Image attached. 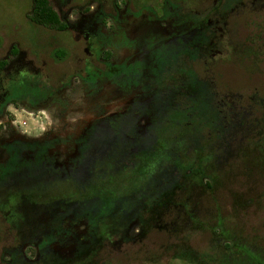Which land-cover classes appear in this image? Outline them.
I'll return each mask as SVG.
<instances>
[{"label": "trees", "instance_id": "trees-1", "mask_svg": "<svg viewBox=\"0 0 264 264\" xmlns=\"http://www.w3.org/2000/svg\"><path fill=\"white\" fill-rule=\"evenodd\" d=\"M226 1L232 4L234 0ZM28 17L40 26L56 30L67 28L50 0H32ZM56 55L62 59L66 51L57 49ZM186 60V53L178 56L175 96H171L170 76L173 74L169 68L163 69L168 81L163 79L159 84L161 98L156 96L153 111H147L150 123L140 137L143 143L125 135L131 111L115 119L107 118L104 123H110V128L85 143L86 149L94 151L87 154L90 161H84L78 175L73 173L64 178L58 174L48 179L45 187L35 188L32 196L42 198L47 206L73 205V210H66L88 215L86 217L93 221V256L105 244L104 235L113 228L110 206L115 205L125 207V213L118 212L119 217L125 214V230L133 220L141 223L142 239L156 228L177 232L179 238L180 231H187L176 245V257L193 259L196 263L207 261L187 242L192 233H202L208 226L213 251L209 264H264V246L250 244L240 231L233 230L230 217L222 214L214 196L226 159L239 148L240 133L244 136L249 133L251 122L247 111L254 109L251 105H239V94L223 93L215 81L201 78ZM5 65L6 60H1L0 67ZM111 71L116 72V69L112 67ZM102 73L107 74L106 67ZM119 75L115 73L113 77ZM86 76L90 78L92 73ZM47 93L36 78L26 76L23 82H12L8 98L0 106V114L8 102L17 103L14 96L37 101ZM260 104L264 107L263 98ZM210 197L215 202L210 201ZM209 204L214 206L210 208ZM16 231L23 234L19 227ZM79 246L80 253L87 251V243L80 242ZM47 251V245L43 246L42 252ZM14 252L15 264H23L20 248ZM50 259L47 257L48 261Z\"/></svg>", "mask_w": 264, "mask_h": 264}, {"label": "flooded vegetation", "instance_id": "flooded-vegetation-1", "mask_svg": "<svg viewBox=\"0 0 264 264\" xmlns=\"http://www.w3.org/2000/svg\"><path fill=\"white\" fill-rule=\"evenodd\" d=\"M91 1L98 3L95 11L90 5ZM204 1L206 3L204 6L187 7L182 3L183 0H163L159 1L158 6L152 2L135 5L132 0H86L82 4L76 3L75 0H57L61 13L57 12L67 26L64 30L74 29L77 36L84 37L85 53L88 57L93 56L101 66L88 62L82 67L83 69L73 71L74 75L71 73L60 76L57 80L58 85L51 83V78L47 75L44 80L40 81V85L45 87L48 93L37 101H28L29 105L42 107L51 104L57 107L55 116L59 115L62 121L68 119V122H71L68 117L76 114L73 115L68 111H79L77 106L80 104L77 105L64 99L63 92L70 90L71 80L76 76L85 84V96L87 95L90 100H94L96 96H102L103 85L116 86L122 93L121 95L136 90L139 98L126 108L119 110L118 115L107 116L103 119L101 117L109 109L100 104L93 105L92 112H96L95 119L88 124L89 128L85 133L78 134V137L74 139L66 136V131L60 135L48 133L50 129L44 126L42 127L44 129L38 133L39 135H35L34 138L37 139L28 140L21 138L22 135L13 140L0 139V150L6 153L4 160H0L1 232L6 236L12 235L13 241L10 245L4 246L2 250L3 254L8 253L10 256L8 264H15L14 250L17 247L22 251L20 255L23 264H80V260L93 258V221L87 218L88 215L68 212L67 210L74 209L73 205L47 206L42 202V198L37 196L33 198V190L39 186L45 187L48 179H53L58 174L64 178L73 173L78 175L81 165L88 159L87 154L94 151L86 149L85 143L89 138L110 128V123H104L105 119H115L125 114V111H153L152 103L157 99L156 96L161 98L159 84L163 79L168 81L167 72L163 71L164 68H169L173 74L170 76L173 84L171 96H175V69L179 55L186 53L187 65L194 68L201 78L214 81L212 78L201 76L195 66L202 62L212 64L217 59L219 61L227 59L226 55L231 53L229 46L233 41L230 33L233 14L240 7L245 6L247 0H234L232 4H227L226 0ZM257 1L253 0L252 3L255 4ZM125 2L127 5L132 4L135 10L130 6L123 8ZM74 11L76 14L73 16L77 22L75 24L72 23L74 19H70V14ZM109 21H112L110 25ZM132 23L137 25V34L129 28L126 31V27ZM119 32L124 34L125 43H114L113 39L118 37ZM231 48L236 51L237 44L232 45ZM12 52L17 53V48L13 47ZM132 52H135L134 55H131ZM103 55L108 57L105 58ZM65 58L66 56L60 60ZM41 64L42 68L46 65L44 61ZM7 66L6 72L8 73L21 74L31 71V77L38 81L39 74L43 76L42 71L39 72L42 68L37 66L33 59H25L24 55L19 56L14 64ZM105 67L107 74L102 73ZM112 67L116 69V72L111 71ZM88 72L92 73L90 78L94 76L93 80L86 76ZM115 73H120V75L114 78ZM153 82L157 83V86H152ZM153 87L155 90L152 89ZM8 91L10 93L9 89L4 90L0 96L1 104L6 101ZM63 111L66 113L63 114ZM79 120L84 121L78 118L77 123L72 126L78 127ZM70 124L67 128L71 126ZM93 125L97 126L92 127ZM1 133H3L2 126L0 135ZM70 138L74 144V152L70 153L69 157L67 156L68 159L57 161L53 150L66 146ZM83 222L87 225L85 232L78 229L79 224ZM117 222L111 221V225L115 227ZM136 223L139 225L138 233L130 237L127 234L130 225L128 224L120 240L125 239V236H129L128 239H142L140 238L141 223L139 221ZM16 227L23 229V234L17 233ZM66 228L68 230L64 232ZM207 228L202 233L208 236V249L203 253L208 261L213 251L210 244V231ZM80 242L88 244L86 252H79ZM46 245L48 251L44 254L42 250ZM250 247L253 248L252 245ZM47 257L51 258L50 261Z\"/></svg>", "mask_w": 264, "mask_h": 264}, {"label": "rangeland", "instance_id": "rangeland-1", "mask_svg": "<svg viewBox=\"0 0 264 264\" xmlns=\"http://www.w3.org/2000/svg\"><path fill=\"white\" fill-rule=\"evenodd\" d=\"M75 1L82 4L86 0ZM159 1L163 0H132L135 5L152 2L157 6ZM50 2L54 9L61 13L57 0H50ZM252 2L253 0H247V4L233 14L230 26L233 41L229 46L231 53L226 55L227 59L222 61L217 59L212 64L202 62L194 66L196 65L195 68L201 76L212 78L223 93L239 94L237 97L241 99L239 105H251L252 110L254 109V111H247L251 122L249 133L245 136L243 132L240 133L237 142L239 148L236 154L233 152L226 159V166L218 185L216 184L217 190L214 196L223 211L222 214L230 217L229 223L232 229L238 233L240 231L241 235L246 236L250 242L264 246V107L260 104V99H264V1H257L255 4ZM182 3L187 7L206 5L204 0H183ZM90 5L93 11L98 7L97 2L91 1ZM126 6L135 10L132 4L127 5L125 2L123 8ZM31 9L32 0H0V61L7 60L3 69L0 67V96L4 90L11 89L12 82H23L26 76H32L31 71L21 74L6 72L7 65L14 64L21 55H24L25 59H33L40 68L43 67L42 61L46 63L39 71L43 74V76L39 74V83L49 75L51 83L58 85L57 80L60 76L73 74V71L83 69L82 67L88 62L101 66L93 56L88 57L85 53L84 37L77 36L74 29L60 32L54 28L34 23L28 17ZM75 14L76 11L70 14V19H74L73 24L77 23L73 16ZM111 22L109 21V25ZM128 28L137 34L136 23L129 24L126 31ZM124 37V34L119 32L118 37L113 39L114 43H125ZM236 44L235 51L231 46ZM13 47L17 48V53L12 52ZM61 47L67 50L64 60H60L56 55V50ZM134 53L132 52L131 55ZM70 87V90L63 92L64 99L77 105L80 104L77 106L79 111H68L73 115L76 114L68 117L71 122H68V119L62 121L59 115L55 116L57 107L51 104L42 107L30 106L28 102L30 98L14 96L18 99L17 103L6 104L0 114V123L3 127L0 139L13 140L20 138L21 135H25L21 138L28 140L37 139L34 138L35 135H39L38 133L45 127L50 129L48 133L60 135L66 131L65 135L74 139L78 137V134L85 133L89 128L88 124L95 119L96 112H92L93 105L100 104L109 109L101 117L103 119L107 116L118 115L119 110L126 108L139 98L136 90L121 95L122 93L116 86L103 85L102 96H96L94 100H90L87 95L85 96V84L77 76L72 78ZM63 105L66 107L65 104ZM65 113L66 111H63V114ZM130 114L129 125L125 126L128 130L125 135L134 142L143 143L140 137L149 126L150 115L147 111H131ZM78 118L84 121L79 120L78 127L72 126L77 123ZM68 124L73 127L72 130L71 126L67 128ZM72 139H68L66 146L53 150L57 161L68 159L70 153L74 152ZM5 156L6 153L0 150V160H4ZM224 170H226L225 173ZM209 199L215 202L212 197ZM209 205L210 208L214 206V204ZM110 208L114 216L112 221H118L117 224L104 235L105 244L92 256L93 258H86L80 264H207L211 262L208 259V261L196 263L193 259L189 261L186 258L175 256L176 245L181 241V237L183 239V236L187 234V231L184 233L180 231L181 237L179 238L177 232H170L171 230L166 228H156L144 239H128L129 236L134 237L139 230L137 221L133 220L127 230L129 236L120 240L124 235L125 214L119 217L118 212L123 210L125 213V207L112 205ZM79 226L80 231L87 228L85 222ZM67 230L66 228L63 231ZM188 241L187 243L198 251L199 256L208 249L207 234L194 232ZM12 242V235L6 236L1 232L0 219V264H8L10 256L8 253L3 254L2 250L4 246Z\"/></svg>", "mask_w": 264, "mask_h": 264}]
</instances>
